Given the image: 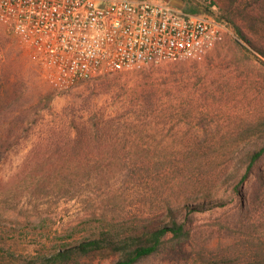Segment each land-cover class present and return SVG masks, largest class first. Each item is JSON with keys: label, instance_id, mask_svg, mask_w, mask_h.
Masks as SVG:
<instances>
[{"label": "rangeland", "instance_id": "rangeland-1", "mask_svg": "<svg viewBox=\"0 0 264 264\" xmlns=\"http://www.w3.org/2000/svg\"><path fill=\"white\" fill-rule=\"evenodd\" d=\"M231 6L246 38L229 24L224 42L202 58L69 91L54 89L48 67L0 24V136L19 137L0 162V264H45L54 250L104 229L157 227L169 221V205L189 238L169 234L137 264H262L264 156L239 191L230 185L247 167L244 154L264 145V0ZM83 128L93 131L90 146L76 143ZM88 149L108 159L63 167V153Z\"/></svg>", "mask_w": 264, "mask_h": 264}, {"label": "built area", "instance_id": "built-area-1", "mask_svg": "<svg viewBox=\"0 0 264 264\" xmlns=\"http://www.w3.org/2000/svg\"><path fill=\"white\" fill-rule=\"evenodd\" d=\"M0 24L48 67L57 91L164 62L199 59L228 23L161 0H0Z\"/></svg>", "mask_w": 264, "mask_h": 264}, {"label": "trees", "instance_id": "trees-1", "mask_svg": "<svg viewBox=\"0 0 264 264\" xmlns=\"http://www.w3.org/2000/svg\"><path fill=\"white\" fill-rule=\"evenodd\" d=\"M162 2H169L168 0H161ZM187 7V10H182L187 13H204L212 14L217 17L219 21L232 24L241 38H246L242 29L238 26L235 19V11L231 5L238 0H228L230 6H220L216 0H181ZM219 6L218 15L214 7ZM264 53L263 49H260ZM86 131V132H85ZM81 137H77L76 143L86 140V145L93 144V139L90 137L93 132L90 128H83L80 130ZM88 134L87 137H84ZM95 134V133H94ZM90 135V136H89ZM1 137V136H0ZM94 137V135H93ZM19 139L18 136L13 138L12 133L0 138V162L4 156L5 150H8L14 143V140ZM64 152V151H63ZM77 152V151H76ZM71 151L70 153H63L64 166L63 167H98L95 163L100 160L106 161L108 154L100 153L96 155L93 149L82 151L76 154ZM264 156V145L259 150L248 152L244 154L247 161V167L242 175L236 173L239 177L238 180L233 181L230 186L236 192L244 185L245 181L254 172V165L261 160ZM111 167V164H107ZM105 165L104 167H107ZM259 180L263 182L264 176L259 175ZM226 201L212 205L210 208L226 205ZM169 221L162 223L154 228L136 227L122 230L120 233H115L111 229H104L101 232L92 235L91 237L84 238L78 243L69 245V247L59 248L54 250L49 256L44 258L45 264H82L84 257L91 259L101 255L108 257L111 254L115 255L117 259L114 264H137L144 259H147L159 253L164 245L168 242L167 236L172 234L171 239L178 242H183L190 236V230L186 227L185 219H181V215L174 211L171 205L168 206ZM195 209H201L196 207ZM264 264V261H261Z\"/></svg>", "mask_w": 264, "mask_h": 264}, {"label": "crops", "instance_id": "crops-1", "mask_svg": "<svg viewBox=\"0 0 264 264\" xmlns=\"http://www.w3.org/2000/svg\"><path fill=\"white\" fill-rule=\"evenodd\" d=\"M172 2H174V4H176L179 7H182L181 2L177 1V0H171Z\"/></svg>", "mask_w": 264, "mask_h": 264}]
</instances>
